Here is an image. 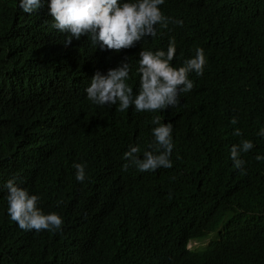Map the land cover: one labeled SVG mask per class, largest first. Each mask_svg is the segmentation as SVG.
I'll list each match as a JSON object with an SVG mask.
<instances>
[{"label": "trees", "instance_id": "1", "mask_svg": "<svg viewBox=\"0 0 264 264\" xmlns=\"http://www.w3.org/2000/svg\"><path fill=\"white\" fill-rule=\"evenodd\" d=\"M19 2L0 0V264H264V0H164L183 21L168 26L177 52L200 45L207 63L158 112L82 101L105 51L86 36L66 46L50 0L31 14ZM157 115L173 126L172 167L123 171L129 146L151 150ZM245 139L254 147L236 169L230 148ZM9 179L62 229L21 230Z\"/></svg>", "mask_w": 264, "mask_h": 264}, {"label": "clouds", "instance_id": "2", "mask_svg": "<svg viewBox=\"0 0 264 264\" xmlns=\"http://www.w3.org/2000/svg\"><path fill=\"white\" fill-rule=\"evenodd\" d=\"M164 0H50L47 4L53 18L52 28L65 34V45L73 38L87 39L96 48L104 50L98 66L92 71L90 86L85 89L82 101L96 107L113 108L119 112H158L180 104L181 93H188L204 74L207 63L200 45L179 54L169 24L183 25L182 20L166 17L161 5ZM45 0H20L19 7L31 14L44 7ZM233 118L231 123L237 124ZM151 123L154 142L145 150L143 158L138 145L129 146L122 166L127 171L135 166L140 172L171 168L170 159L174 144L172 124L161 123L160 116H153ZM235 136H242L239 128ZM259 135L264 136V129ZM250 140H242L230 148V159L236 169H242V153L253 149ZM256 159L264 160V156ZM76 180L86 178L84 164H74ZM7 188L8 215L21 230L62 229L63 219L55 212L44 214L38 207L39 196L30 195L9 179ZM213 232V231H212Z\"/></svg>", "mask_w": 264, "mask_h": 264}, {"label": "rangeland", "instance_id": "3", "mask_svg": "<svg viewBox=\"0 0 264 264\" xmlns=\"http://www.w3.org/2000/svg\"><path fill=\"white\" fill-rule=\"evenodd\" d=\"M213 231V232H212ZM210 231L211 233H209V235H207L206 237H204L202 240H189L186 244L187 247H192V246H203L206 244V242L213 238L215 236L216 230H212Z\"/></svg>", "mask_w": 264, "mask_h": 264}]
</instances>
